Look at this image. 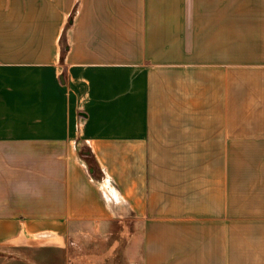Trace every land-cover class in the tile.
<instances>
[{
    "label": "crops",
    "instance_id": "crops-1",
    "mask_svg": "<svg viewBox=\"0 0 264 264\" xmlns=\"http://www.w3.org/2000/svg\"><path fill=\"white\" fill-rule=\"evenodd\" d=\"M0 264H264V0H0Z\"/></svg>",
    "mask_w": 264,
    "mask_h": 264
}]
</instances>
